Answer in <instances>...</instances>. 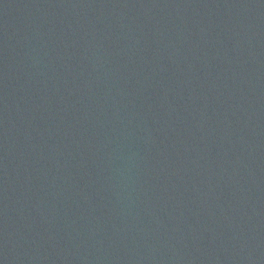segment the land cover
Wrapping results in <instances>:
<instances>
[{"label":"water","instance_id":"95a60500","mask_svg":"<svg viewBox=\"0 0 264 264\" xmlns=\"http://www.w3.org/2000/svg\"><path fill=\"white\" fill-rule=\"evenodd\" d=\"M0 264H264V0H0Z\"/></svg>","mask_w":264,"mask_h":264}]
</instances>
